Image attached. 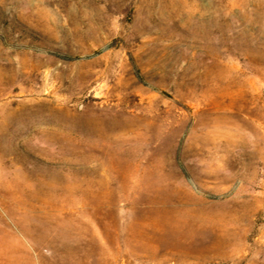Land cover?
I'll return each instance as SVG.
<instances>
[{
	"label": "rangeland",
	"instance_id": "1",
	"mask_svg": "<svg viewBox=\"0 0 264 264\" xmlns=\"http://www.w3.org/2000/svg\"><path fill=\"white\" fill-rule=\"evenodd\" d=\"M0 264H264V0H0Z\"/></svg>",
	"mask_w": 264,
	"mask_h": 264
}]
</instances>
